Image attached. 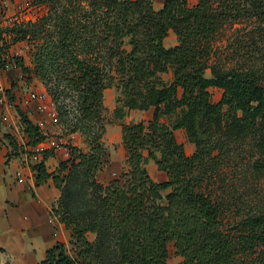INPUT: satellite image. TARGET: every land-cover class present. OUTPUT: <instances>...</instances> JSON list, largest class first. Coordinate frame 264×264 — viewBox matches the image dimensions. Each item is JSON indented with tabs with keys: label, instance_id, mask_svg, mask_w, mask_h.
<instances>
[{
	"label": "trees",
	"instance_id": "obj_1",
	"mask_svg": "<svg viewBox=\"0 0 264 264\" xmlns=\"http://www.w3.org/2000/svg\"><path fill=\"white\" fill-rule=\"evenodd\" d=\"M247 1L242 9L234 0L221 7L215 0H164L155 10L153 0H36L46 14L0 30V57L10 44L34 43L32 65L15 62L44 84L60 124L90 147L68 146L69 158L54 173L46 167L53 151L35 167L37 185L51 178L62 192L51 214L71 231L72 245L69 251L58 242L41 264H168L171 244L180 264H264V202L246 204L231 223L226 202L209 185L221 174L229 142L251 139L260 156L255 167L263 166L264 68L247 60L227 66L214 48L230 22L262 14L261 0ZM170 31L178 44L167 48ZM239 47L264 62L256 41ZM169 73L171 81L163 78ZM114 84L122 101L117 118L153 109V120L124 126L130 170L102 185L96 176L107 157L104 91ZM212 88L223 90L219 103ZM21 119L28 145L47 138L23 112ZM180 129L195 145L191 156L177 139ZM149 159L165 181L150 176Z\"/></svg>",
	"mask_w": 264,
	"mask_h": 264
},
{
	"label": "rangeland",
	"instance_id": "obj_2",
	"mask_svg": "<svg viewBox=\"0 0 264 264\" xmlns=\"http://www.w3.org/2000/svg\"><path fill=\"white\" fill-rule=\"evenodd\" d=\"M32 1L0 0V8L5 11L4 15L0 14V21L4 25L14 19L22 21V24L34 23L48 10L44 5L32 6ZM234 1L236 5H233L242 9L251 5L247 0ZM232 2L233 0H215L218 7L223 3L232 4ZM197 3L198 0H189L190 6H195ZM261 3L262 14L239 16L237 20L230 22L232 24L226 25L214 42L215 54L221 57L227 66H237V62L244 63L247 60L257 64V67L264 68L263 60L257 63L249 60L250 57L244 48L239 47L240 43L256 41L264 50V0H261ZM163 4L164 0H153L155 10H160ZM164 43L167 48L176 46L177 35L170 31ZM33 48V42L24 41L10 44L9 52L22 55L26 65L31 66L30 51ZM163 78L171 81L173 75L169 73L163 75ZM4 79L8 87L12 85L14 87L17 107L10 108L9 112L0 117V264H41L46 257V251L58 242L65 244L69 251L72 250L71 231L51 214L52 209L58 206L62 192L56 188L51 178L37 185L35 167L38 164L24 161L27 160L29 138L22 123L21 112L34 123L44 117L38 111V101L28 102L30 91H41L44 84L39 79L24 74L17 67H12L5 74ZM211 93L213 102L219 103L223 90L212 88ZM120 96L121 92L115 84L104 91L103 125L106 131L103 141L107 148V157L103 169L96 176V180L102 185L120 179L130 170L128 154L123 142L124 126L140 122L148 125L153 120V109L128 110L123 119L117 118L115 110L122 106ZM66 103L72 104V101L67 100ZM50 131L63 140L64 147L58 152H52L53 154L46 161L49 173L56 172L60 164L69 158V154H66L69 152L68 146H75L86 153L90 151L85 136L79 132L71 133L69 124L52 125ZM176 136L184 145L187 155H193L196 148L188 141L186 132L182 129L177 130ZM253 144L251 139L243 144L229 142L221 174L214 178V186L209 184L212 191L214 187V197L226 202V221L229 220L231 223L239 218L238 214L245 210L246 204L255 207L260 199L264 202V161H261L263 166L257 170L255 162L260 156ZM27 164H30L31 172L34 174L35 185L31 182V172ZM146 167L154 181L162 182L167 179L166 173L158 169L153 159L147 161ZM18 170H24L26 180L23 183H20L16 176ZM167 193L164 195L166 196ZM88 237L91 241L96 238L94 234H89ZM169 251L168 264H180L183 258L176 253L173 244L170 245Z\"/></svg>",
	"mask_w": 264,
	"mask_h": 264
},
{
	"label": "built area",
	"instance_id": "obj_3",
	"mask_svg": "<svg viewBox=\"0 0 264 264\" xmlns=\"http://www.w3.org/2000/svg\"><path fill=\"white\" fill-rule=\"evenodd\" d=\"M31 5L40 7V4H37L36 0H33L31 2ZM4 13L5 11H2V9L0 8V14L4 15ZM22 23L23 22L18 21V19H14L7 25H4L0 21V30L12 28ZM4 36L7 37L6 34H4ZM1 44L3 45V42ZM18 58L24 60V57H22V55L12 54L9 52V50L2 53L0 57V117H2L4 113L9 112L10 108L14 106L17 107V104H15L16 95L13 93L14 87L13 85L8 87L7 83L5 82L4 76L10 69H12V67L20 68L15 62V60ZM33 100L38 101V111L44 116H42L43 118L39 119V121H37V123L35 124L46 135L47 138L37 145H28V150L26 153L27 160L24 159V161L37 165L44 160L43 157L46 152H58L63 149L64 145L63 140L59 137H56L50 131V127H52V125H58L60 123V118L57 112L56 105L48 91L44 87L41 91H30L28 95V102ZM66 154L68 155L69 152ZM26 166L31 172L30 164H27ZM16 176L20 183L25 182L26 178L24 177V170H18ZM30 177L32 179L34 178V174H32V172L30 173Z\"/></svg>",
	"mask_w": 264,
	"mask_h": 264
},
{
	"label": "crops",
	"instance_id": "obj_4",
	"mask_svg": "<svg viewBox=\"0 0 264 264\" xmlns=\"http://www.w3.org/2000/svg\"><path fill=\"white\" fill-rule=\"evenodd\" d=\"M31 182H32V184L33 185H35V181H34V179H31ZM37 189V188H36ZM39 189V188H38Z\"/></svg>",
	"mask_w": 264,
	"mask_h": 264
}]
</instances>
